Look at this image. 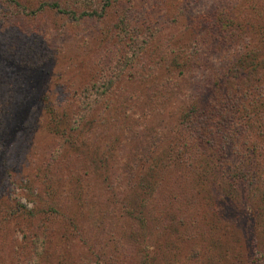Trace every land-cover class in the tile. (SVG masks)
Segmentation results:
<instances>
[{
  "label": "rangeland",
  "instance_id": "obj_1",
  "mask_svg": "<svg viewBox=\"0 0 264 264\" xmlns=\"http://www.w3.org/2000/svg\"><path fill=\"white\" fill-rule=\"evenodd\" d=\"M259 67L264 0H0V264H264Z\"/></svg>",
  "mask_w": 264,
  "mask_h": 264
},
{
  "label": "trees",
  "instance_id": "obj_2",
  "mask_svg": "<svg viewBox=\"0 0 264 264\" xmlns=\"http://www.w3.org/2000/svg\"><path fill=\"white\" fill-rule=\"evenodd\" d=\"M55 5H58V4L56 3ZM86 14H88V12L87 11H84V12L81 13V16L82 15H86ZM254 67H255V65H254ZM255 70H256V68H255ZM117 77H119V76H117ZM256 79H257V85L255 84V86H253L252 89H250V91H252V93H250V91L249 92L246 91L245 94H243V97L245 99H247V100H248V96H251L252 95V97H254V94L253 93H255L258 96H261L262 98H264V68L259 67V69H258V76L256 77ZM114 82H115L114 79H109L107 81L108 85L109 84L110 85H113ZM110 87L111 86H104V88H106V91H108L110 89ZM248 103L250 105H252V106L251 107L250 106L249 107L247 106L246 107L247 110L250 108L249 111H251L252 109L254 110L256 108V105L254 104V101L253 100L248 101ZM91 105L93 106V104L90 103V105L88 106L87 109L84 107V110L81 112V114L79 116H77V118L74 119V123L72 124L71 129L78 128L80 122L86 117V114L88 113V110L90 109ZM190 114H191V111H187L185 113V116L187 115V117H188V116H190ZM263 119H264V116H262V120ZM257 127H258V120L257 119L256 120H255V118L248 119V123H247V127H246L247 128V131H249L250 133H253V132L256 133V131L258 129ZM261 133H262V135H264V128H263V130H261ZM126 167L127 166H125L124 168H126ZM240 177H242V176H240Z\"/></svg>",
  "mask_w": 264,
  "mask_h": 264
}]
</instances>
